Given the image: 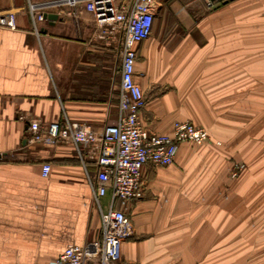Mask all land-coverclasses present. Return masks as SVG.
Returning <instances> with one entry per match:
<instances>
[{
  "label": "crops",
  "instance_id": "0c3cea01",
  "mask_svg": "<svg viewBox=\"0 0 264 264\" xmlns=\"http://www.w3.org/2000/svg\"><path fill=\"white\" fill-rule=\"evenodd\" d=\"M56 1L0 0V264H49L102 236L94 162L83 164L70 143L29 140L33 118L100 132L119 111L117 49L93 42L92 29ZM153 6L134 74L142 122L168 134L191 121L210 140L182 143L170 165L144 166L120 264H264V0ZM31 7L58 17L34 21ZM227 144L248 166L233 179Z\"/></svg>",
  "mask_w": 264,
  "mask_h": 264
},
{
  "label": "built area",
  "instance_id": "2783aa9c",
  "mask_svg": "<svg viewBox=\"0 0 264 264\" xmlns=\"http://www.w3.org/2000/svg\"><path fill=\"white\" fill-rule=\"evenodd\" d=\"M219 1L223 0H203L208 10ZM55 5L65 7L67 15L78 17L89 26L93 42L117 49L120 94L116 121L100 132L68 118L47 125L38 118L29 120L30 141L70 143L83 164L93 161L96 165V172L89 179L93 200L100 210L102 236L84 244L69 245L49 264H120L122 243L134 231L127 206L145 195L144 166L170 165L182 143L202 145L210 140V135L205 127L191 121H175L168 134L152 132L142 122L146 98L134 74L137 46L153 32L156 16L153 0H57ZM38 9H30L34 21L45 18V11ZM243 168V163H235L232 176ZM50 170V163L42 164L44 177ZM107 195L110 200L104 203Z\"/></svg>",
  "mask_w": 264,
  "mask_h": 264
},
{
  "label": "rangeland",
  "instance_id": "374dc122",
  "mask_svg": "<svg viewBox=\"0 0 264 264\" xmlns=\"http://www.w3.org/2000/svg\"><path fill=\"white\" fill-rule=\"evenodd\" d=\"M119 58V57H118ZM117 58V66L119 65V62H120V58L118 59ZM116 78H117V81H119V74L116 73ZM218 144V143H217ZM224 146V149L221 151L222 154H223V157H225V159L228 161L229 163V169H230V176H231V179L235 178L232 176V168H233V165L237 162H240V163H243L244 164V168L248 167L247 164L243 161H241L240 159L237 158L236 154L233 155V150L232 148L236 147L235 145L233 144H227V145H223ZM243 168V169H244Z\"/></svg>",
  "mask_w": 264,
  "mask_h": 264
},
{
  "label": "water",
  "instance_id": "95a60500",
  "mask_svg": "<svg viewBox=\"0 0 264 264\" xmlns=\"http://www.w3.org/2000/svg\"><path fill=\"white\" fill-rule=\"evenodd\" d=\"M44 17L48 18V19H56L58 17V15L55 14V13H47V12H45L44 13Z\"/></svg>",
  "mask_w": 264,
  "mask_h": 264
}]
</instances>
